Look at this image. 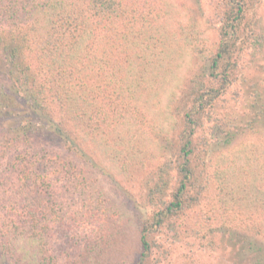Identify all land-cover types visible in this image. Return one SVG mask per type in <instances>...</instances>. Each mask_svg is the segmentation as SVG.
I'll return each instance as SVG.
<instances>
[{
	"label": "trees",
	"instance_id": "1",
	"mask_svg": "<svg viewBox=\"0 0 264 264\" xmlns=\"http://www.w3.org/2000/svg\"><path fill=\"white\" fill-rule=\"evenodd\" d=\"M215 8L210 45L174 0H0V264H56V233L72 264H150L161 229L264 264V140L223 114L243 86L264 120V0ZM95 171L137 183L142 217Z\"/></svg>",
	"mask_w": 264,
	"mask_h": 264
},
{
	"label": "rangeland",
	"instance_id": "2",
	"mask_svg": "<svg viewBox=\"0 0 264 264\" xmlns=\"http://www.w3.org/2000/svg\"><path fill=\"white\" fill-rule=\"evenodd\" d=\"M176 3L187 8L194 7V20L196 23L201 24V28L205 31V36L207 44H212L217 40V29L218 25L208 26L204 25V18H207L210 14L216 12L215 2L217 0H174ZM183 8V7H182ZM193 69L187 72V78L190 77ZM244 94V87L241 90L238 87H231L228 90L227 95H225V108L223 112L224 116L229 118L234 124L230 125V128L238 127L237 140L235 144L241 142H257L264 140V120L258 122V126L255 129L247 126L249 120L248 109L244 108L245 99L242 98ZM228 114H232L231 119ZM222 116V115H221ZM210 123V122H209ZM208 123V125H209ZM217 143L216 141L212 142ZM155 165L156 162H153ZM99 180L104 184L106 190L111 197L116 199L118 202L122 203L133 215V217H142L141 211L135 200H137L138 184H123L119 181L118 184L110 181L105 175L95 171ZM174 180L171 181V186L174 184ZM124 195H127L124 196ZM138 197V198H137ZM140 206V204H138ZM205 202L199 207H193L190 209L185 217H176V222L179 224V228L182 230H187L190 226L195 224V221L199 224L202 223V218L204 217L203 207ZM185 219V220H184ZM215 227V223L212 225ZM225 238L220 236L217 237V243H220L218 248H207L199 245L197 241L192 236L186 237L184 234L176 237L174 234L161 229L155 235L156 247L153 248V254L151 256L150 264H257L258 255L253 254L256 251H248L244 249V254L239 253L236 248H233L232 243L222 241ZM52 250L56 255V264H72V260H76L79 252L76 251L72 242L69 238L62 233H56L52 242ZM261 259V258H260ZM262 263L264 260H260Z\"/></svg>",
	"mask_w": 264,
	"mask_h": 264
}]
</instances>
